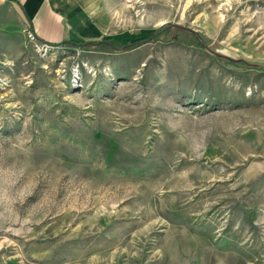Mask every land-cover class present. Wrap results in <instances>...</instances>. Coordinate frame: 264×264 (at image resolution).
Listing matches in <instances>:
<instances>
[{"label": "rangeland", "instance_id": "374dc122", "mask_svg": "<svg viewBox=\"0 0 264 264\" xmlns=\"http://www.w3.org/2000/svg\"><path fill=\"white\" fill-rule=\"evenodd\" d=\"M56 2L140 45L7 15L0 264H264V0Z\"/></svg>", "mask_w": 264, "mask_h": 264}, {"label": "crops", "instance_id": "0c3cea01", "mask_svg": "<svg viewBox=\"0 0 264 264\" xmlns=\"http://www.w3.org/2000/svg\"><path fill=\"white\" fill-rule=\"evenodd\" d=\"M7 15L41 43L57 45L71 38L56 0H0V28Z\"/></svg>", "mask_w": 264, "mask_h": 264}, {"label": "trees", "instance_id": "16d2710c", "mask_svg": "<svg viewBox=\"0 0 264 264\" xmlns=\"http://www.w3.org/2000/svg\"><path fill=\"white\" fill-rule=\"evenodd\" d=\"M169 28H175V26H164L162 28V30H166ZM148 40H153V37L151 36L150 38H148ZM203 44V43H202ZM138 45H140V43H134V44H130V45H121L119 43L116 42H96V43H81V44H75L73 42H62L60 44H58V47H71V46H78V47H83V48H92V47H100V46H106L108 48H110L111 50H128L131 48H135ZM204 46V45H203ZM238 65H241L242 62H237Z\"/></svg>", "mask_w": 264, "mask_h": 264}, {"label": "built area", "instance_id": "2783aa9c", "mask_svg": "<svg viewBox=\"0 0 264 264\" xmlns=\"http://www.w3.org/2000/svg\"><path fill=\"white\" fill-rule=\"evenodd\" d=\"M32 35V34H31ZM32 37H33V35H32ZM44 47H47V46H44Z\"/></svg>", "mask_w": 264, "mask_h": 264}, {"label": "bare ground", "instance_id": "6f19581e", "mask_svg": "<svg viewBox=\"0 0 264 264\" xmlns=\"http://www.w3.org/2000/svg\"><path fill=\"white\" fill-rule=\"evenodd\" d=\"M46 45V44H45ZM49 46V45H48Z\"/></svg>", "mask_w": 264, "mask_h": 264}]
</instances>
